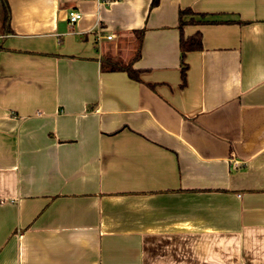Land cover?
I'll return each instance as SVG.
<instances>
[{"label":"crops","instance_id":"crops-1","mask_svg":"<svg viewBox=\"0 0 264 264\" xmlns=\"http://www.w3.org/2000/svg\"><path fill=\"white\" fill-rule=\"evenodd\" d=\"M150 1L0 3V264H264V0Z\"/></svg>","mask_w":264,"mask_h":264},{"label":"trees","instance_id":"trees-1","mask_svg":"<svg viewBox=\"0 0 264 264\" xmlns=\"http://www.w3.org/2000/svg\"><path fill=\"white\" fill-rule=\"evenodd\" d=\"M159 0H151L150 8L156 6ZM2 6V27L3 32L8 33L10 29V9L8 0H0ZM205 14L196 13L190 7H184L178 11V30H179V50H180V59L182 63L181 67V78L185 80V71L186 64L184 62L185 53L193 50L202 49V39L199 31L191 35L185 36L183 33V26L186 24H201V23H210L215 22V20L206 19ZM144 30L134 31L135 36V47L132 52L131 57L128 60H123L118 56H113L109 54H104L101 57L100 65L103 71H124L127 75L134 80H138L139 70L133 67V63L140 55L141 51V42L143 37ZM3 49L2 41L0 40V50Z\"/></svg>","mask_w":264,"mask_h":264},{"label":"built area","instance_id":"built-area-1","mask_svg":"<svg viewBox=\"0 0 264 264\" xmlns=\"http://www.w3.org/2000/svg\"><path fill=\"white\" fill-rule=\"evenodd\" d=\"M98 4H109L118 0H93ZM81 18V13L76 11V10H70L68 13V20L70 24H73L74 22H76L78 19ZM107 39H111L112 35H107L106 36ZM239 166V161H233L232 163V167H238Z\"/></svg>","mask_w":264,"mask_h":264},{"label":"rangeland","instance_id":"rangeland-1","mask_svg":"<svg viewBox=\"0 0 264 264\" xmlns=\"http://www.w3.org/2000/svg\"><path fill=\"white\" fill-rule=\"evenodd\" d=\"M3 14V13H2ZM2 14H1V19H2Z\"/></svg>","mask_w":264,"mask_h":264}]
</instances>
